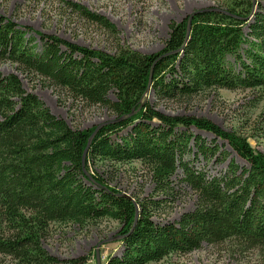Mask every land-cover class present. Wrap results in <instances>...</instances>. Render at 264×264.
Masks as SVG:
<instances>
[{
  "label": "trees",
  "instance_id": "trees-1",
  "mask_svg": "<svg viewBox=\"0 0 264 264\" xmlns=\"http://www.w3.org/2000/svg\"><path fill=\"white\" fill-rule=\"evenodd\" d=\"M54 1L117 36L106 18L75 3ZM253 1L226 0L219 8L228 15L196 14L182 53L189 17L172 24L164 50L156 55L121 46L107 53L38 32L37 44L29 29L0 17V63L15 64L22 74L42 78L74 102L105 108L116 119L137 112L101 128L83 165V152L96 127L71 128L27 93L17 75L0 73V257L4 264H62L43 247L50 226L84 227L105 218L118 222L119 235L124 237L122 256L109 257L107 264L158 263L172 254H191L203 243L234 241L245 249L264 250V154L255 151L247 138L206 119L167 116L144 103L152 69L153 95L159 100L190 101L210 90L264 89V0ZM110 94L114 101L109 100ZM129 128L130 133L119 137ZM190 128L227 143L247 167L231 162L227 173L212 178L196 169L194 161L186 160L191 144L206 159L216 156L218 148L188 134ZM97 161L140 162L148 168L153 194L134 201L121 197L93 171ZM178 169L197 196L196 207L176 223L156 225L153 218L172 193L171 179Z\"/></svg>",
  "mask_w": 264,
  "mask_h": 264
},
{
  "label": "rangeland",
  "instance_id": "rangeland-1",
  "mask_svg": "<svg viewBox=\"0 0 264 264\" xmlns=\"http://www.w3.org/2000/svg\"><path fill=\"white\" fill-rule=\"evenodd\" d=\"M78 4L90 12L107 19L117 30V36L109 34L96 24L86 22L65 6L54 0H0V17L11 20L21 29H29V36L39 44L35 33L55 36L76 46L114 53L117 46L130 48L143 55H156L164 50L169 39L172 24H180L197 11L219 8L226 0H64ZM263 4V3H262ZM254 14L258 11L255 7ZM264 8V4H263ZM264 11V9H262ZM245 31L247 28L245 27ZM232 64L233 59H230ZM3 76L17 75L23 88L35 95L51 113L64 120L71 128L90 130L115 117L107 109L86 106L74 102L68 95L50 87L42 78L22 74L15 64L0 63ZM147 97V102L158 112L171 117H194L206 119L220 129L236 133L248 139L257 152L264 154V89L255 90H210L190 101H169ZM114 101V95H109ZM1 121V118H0ZM155 125V123H153ZM186 132L185 129H181ZM130 128L120 133L124 137ZM193 137H200L208 146H217L216 156L206 159L197 155L191 144L186 160L208 177L227 173L231 162L247 167L245 161L229 145L212 134L190 128ZM117 140L118 138H113ZM226 156V157H225ZM224 158V159H223ZM93 170L105 179L108 185L121 194L134 199L149 197L154 185L148 168L140 162L113 163L97 161ZM183 171L178 169L172 177L173 191L165 197L161 211L154 216L156 225L176 223L183 215L194 211L197 196L183 182ZM120 224L110 219L89 223L84 227L76 224H52L43 240L45 250L62 262L79 258L88 259L86 264H97L96 251L103 241L119 235ZM101 264H107L109 257H121L122 242L103 244L100 248ZM5 259L0 257V264ZM151 264V263H149ZM152 264H264V250L245 249L237 242L219 245L204 244L191 254H172L163 261Z\"/></svg>",
  "mask_w": 264,
  "mask_h": 264
},
{
  "label": "water",
  "instance_id": "water-1",
  "mask_svg": "<svg viewBox=\"0 0 264 264\" xmlns=\"http://www.w3.org/2000/svg\"><path fill=\"white\" fill-rule=\"evenodd\" d=\"M255 1H256V0H254L253 2L256 4ZM255 9H256V8H255ZM202 12H215V13H221V14L228 15V12H227V11H225V10H223V9H220V8L205 9V10L197 11L196 13L192 14V15L189 17V19H188L185 43H184L182 49L179 51L180 53L183 52V50H184V48H185V46H186V43H187V42L189 41V39H190V34H191V31H190V30H191V24H192L193 17H194L196 14H198V13H202ZM254 12H255V10H254ZM177 53H178V52H177ZM165 56H167V55H165ZM165 56H163V57H165ZM160 58L162 59V57H160ZM152 71H153V69H152ZM152 71H150V72H151V76H150L149 84H147V85H148V89H147V92H146V96H145V101H144V103L147 101V97H148L149 95H150V96L153 95V90H152V85H151V84H152V76H153V72H152ZM144 103L142 104L141 108L143 107ZM141 108H140V109H141ZM136 113H137V112H132L130 115H128V116H124V117H121V118H119V119H116V118L114 117V118L111 119L110 121L104 122V123L100 124L99 126H96V130L94 131V134H92V136L90 137V139H88V140H89V143H88V145H87V148H86L85 152H83V153H84V155H83V165H84V163H85V159H86L87 153H88V151H89V149H90V146H91V144H92V141L94 140L95 136L97 135V133L99 132V130H100L101 128L105 127L106 125L117 124V123L122 122V121H124V120L130 119V118L134 117V116L136 115ZM120 196L123 197V198L129 199V200H131V201H134V200H133L129 195H127V194H123V193H122ZM136 223H137V222H135V224H136ZM134 227H135V226H134ZM123 239H124V237L118 235V236H116V237H114V238L106 239V240L103 241L101 244H99V246H98V248H97V251H96V262H97V264H101V258H100V257H101V254H100V250H99V248H100L103 244H109V243H113V242H121Z\"/></svg>",
  "mask_w": 264,
  "mask_h": 264
}]
</instances>
